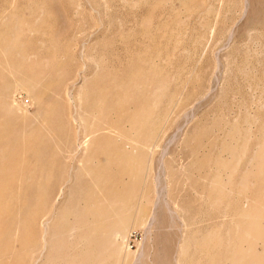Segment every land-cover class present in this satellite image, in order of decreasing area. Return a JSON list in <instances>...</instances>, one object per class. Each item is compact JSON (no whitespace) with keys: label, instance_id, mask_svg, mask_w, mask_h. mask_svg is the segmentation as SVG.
<instances>
[{"label":"rangeland","instance_id":"1","mask_svg":"<svg viewBox=\"0 0 264 264\" xmlns=\"http://www.w3.org/2000/svg\"><path fill=\"white\" fill-rule=\"evenodd\" d=\"M13 16L28 23L22 38L33 55L28 63L38 86L35 101L26 89L13 87L11 76H0V104L13 106L12 112H0V245L5 244L0 264H32L39 258L40 223L68 198L82 165L89 171L81 175L88 190H97L95 180L108 194L132 184L145 192V198L130 203V227L118 239L125 251L116 264H178L187 240L222 222L218 212H208L205 196L214 160L230 161L227 147L240 156L244 146L237 179L254 150L264 156V0H0V28ZM5 64L0 58V66ZM159 75L169 82L142 139L151 153L132 181L125 174L129 159L120 158L125 142L114 133L129 127L142 97L140 85ZM74 86L88 93L81 110ZM70 96L82 122L72 119ZM40 111H47L43 116L51 127H43ZM52 129L57 137H51ZM88 134L98 141L95 146L91 141L97 154L85 162L76 153ZM12 212L15 220H9ZM142 214L146 222L136 224Z\"/></svg>","mask_w":264,"mask_h":264},{"label":"bare ground","instance_id":"2","mask_svg":"<svg viewBox=\"0 0 264 264\" xmlns=\"http://www.w3.org/2000/svg\"><path fill=\"white\" fill-rule=\"evenodd\" d=\"M27 25L28 23L25 22L24 20L18 18L17 16L15 17L13 16V18H11V21L9 23L5 22V24L1 26L0 28V58L6 59L7 64H5V66L4 65L0 66V76L1 77L7 76V75L11 76L14 79L13 87L17 89L18 88L26 89L30 94L33 95L34 100L36 101V97L33 94V91H35V89L37 88L38 81L33 71L34 70L33 67L28 63V61L32 58L33 55L30 51V47L27 45V42L23 40L22 38L23 34H26L25 30L28 29ZM88 59L90 60V56L88 57ZM168 82H169V77L159 75L155 80H152L148 82L147 84H145L144 87L141 84L138 89L142 92V97L137 100V107L135 108V110H133V112L131 111L132 112L130 114L131 116L129 117L127 121L129 122V127L127 129L120 128L118 131H116V133H114L115 140L120 141V142H125V144L123 143L124 150L122 151L120 158H122V160L126 158L129 159V165H128V161L126 164L128 165V167L125 168L126 170L125 174L127 173V175L129 176L131 175V177L133 178L132 181H136L137 179H139L138 173L141 174V170L143 169V166L144 165L146 166L145 164L146 156L149 154L148 151H150L151 149H149V145L143 142L144 140L143 136H146L147 134L146 133L147 125L150 126L153 123L154 116L158 114L157 112L160 109L161 100L163 99L162 97H163V94L165 92V88ZM75 91H77L76 87H75ZM79 91H77L78 92L77 97H75L76 99H78V101L74 98H71V96H70V99L72 101L71 102L70 100L66 101V102H70L69 105L72 102L74 103L73 107H75V114H73L72 119H74L76 123L78 121L82 122V120L85 119L83 116H81V113H79L77 107L79 106V109L81 110L84 100L88 97L87 92L86 94L85 93L83 94L81 93V90ZM102 100H105V98ZM76 101L79 104L78 106L75 104ZM44 108H47V107H44ZM70 108H71V105H70ZM100 110H103V109H100ZM12 111H13L12 102L3 101L0 104V112H12ZM116 112L117 111H115V113ZM45 114H47V111H40L37 116L41 117ZM93 117L97 118L98 116L96 117L95 115ZM94 120L96 121V119ZM99 122L101 123V120ZM42 123H44L43 124L44 128L51 127L48 119L47 118L45 119V117L43 118ZM94 124L97 125L99 123H97L96 121V123ZM90 127L91 126H89V128ZM51 132H52L51 137H57L53 129L51 130ZM76 133H77V130H76ZM88 133H90V131H88ZM95 135L97 136V134ZM91 137H89V134L85 135L82 141H79L76 137V140L79 141V143L77 144L78 148H77L76 154L84 155L83 160L81 157V161L86 162V160L84 159H87V157L88 158L93 157L97 154V149H94L93 147L98 141L97 142L95 141L96 142L95 143L92 140L94 136L92 137V139ZM1 139H2V136L0 137V141ZM96 139H99V138H96ZM91 141L94 142L93 143L94 146L92 145ZM125 149L128 152H125L126 151ZM227 149H230L232 160L230 161L223 160V159L214 160L213 169H212L213 173H212V176L210 177V182H208L209 184L207 185L208 192L205 195L206 202L209 207L208 212L210 211L218 212L219 216L222 218V222L212 226L210 229L206 231H197L194 234L193 238H191V240L190 239L187 240L186 244L182 247V249L180 248L181 251L179 250L182 254H184L185 258L183 259L182 257V259L179 260L180 258L179 256V258L176 260L178 264H264V196H263L264 194V156H262L261 150L259 149L254 150L252 156L249 159L250 165L249 164L247 165L248 166V168L246 169L247 171H244V173L240 174V176L237 179H233L236 173L238 172L240 173L238 166L242 158L240 156L244 154L243 150H245V148L244 146L243 147L241 146V148L237 151V152L240 151V154H241L240 156L235 155L236 148H233L232 145L228 146ZM54 151H57L56 148H54ZM59 152L57 151L58 154L55 152L54 155L59 156ZM12 153H13V150L11 154ZM103 157L105 156L103 155ZM197 157H200V156H197ZM204 158H202L203 159L202 161H204ZM44 163L46 165L47 162L46 161L44 162L42 160V165ZM86 164H89V162ZM163 164L165 165V163ZM201 164H203V162ZM201 164L199 165L201 166ZM209 164L210 163H208V166ZM42 165L40 166L42 167ZM118 165L120 166V164H117V166ZM77 166L78 165H76V167ZM122 167H124V165H122ZM138 167H140V171H138L139 170ZM200 168L201 167H199L198 169ZM100 169L102 172V166ZM136 170L138 171V173L134 174ZM32 171H35V169ZM78 171H79L80 177H78L76 181L73 180L75 182V186L72 187L70 191H68L69 187L67 188L68 198L65 200V202L61 204V206L57 207L56 210L53 209V211H50V213L52 212L50 214L51 215L50 218H48L45 221L43 220V222L40 223L41 227L40 226L39 227L41 228V241H42L41 248H40L41 252H40L39 258L34 260L32 264H116L123 257V254L125 251V244L123 242L118 243V239L119 238L124 239L127 236V233L130 227L129 218L131 217V213L133 209L130 203L137 201L138 197L140 199L141 197L145 198L146 197L145 192L141 194L135 188V184H132L131 186L134 190H132L131 186H130L131 189L130 188L126 189L125 188L126 186H125L124 187L125 189L121 188L120 190L114 193H111L109 191L110 193L108 194V192L106 193L104 190H100L99 185L96 183L95 180H93L92 183H93V186L97 188V190H92L93 188L91 190H88L90 187L87 189L84 186L82 177H81V175H84V173H86L87 169L85 170L84 165H82ZM197 172H200V171H197ZM76 174L77 173H75L74 175ZM89 175L87 176L90 178ZM87 176L85 178H87ZM101 178L99 177V179ZM203 179H206V178H203ZM148 181L146 182L148 183ZM19 182H21V180ZM106 182L109 183L107 180ZM123 184L125 185L127 183H125L124 181ZM71 185H72V182H71ZM203 185H204V182H203ZM104 186L106 187L108 185H104ZM19 188L22 189V186H20ZM139 194H141V196H139ZM143 198L142 200H144ZM200 199L202 200V198ZM56 202L54 201V203ZM2 203L4 202L2 201ZM151 203L154 204V201L152 202L151 200L150 204ZM40 205L42 204L40 203ZM206 206H205V210H206ZM5 215L7 216V214ZM17 218H19V216H16V219ZM13 219L15 220L14 212L10 213L9 215V220H13ZM146 220H147L146 215L142 214L141 218L138 219L136 224H139V225L143 224L146 222ZM23 230H25V227ZM6 236H7L6 238L9 240L10 238L8 237L10 236L9 233L6 234ZM3 241H6V239ZM12 243L14 244V242ZM4 246L5 244L2 247ZM9 246H6V247H9ZM9 248L11 249V246ZM12 248H13V245H12ZM29 250H30L29 252H32L31 249ZM191 251H194V252L191 254ZM2 252H0V254ZM5 252L3 254H5ZM13 253L15 252L13 251ZM21 258H22V255H21Z\"/></svg>","mask_w":264,"mask_h":264}]
</instances>
